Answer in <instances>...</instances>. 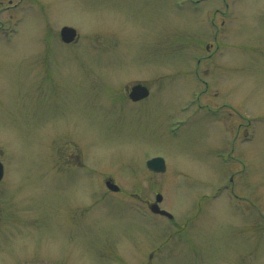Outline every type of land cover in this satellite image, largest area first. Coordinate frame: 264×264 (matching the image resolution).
<instances>
[{
	"label": "rangeland",
	"instance_id": "rangeland-1",
	"mask_svg": "<svg viewBox=\"0 0 264 264\" xmlns=\"http://www.w3.org/2000/svg\"><path fill=\"white\" fill-rule=\"evenodd\" d=\"M0 1V264H264V0Z\"/></svg>",
	"mask_w": 264,
	"mask_h": 264
},
{
	"label": "water",
	"instance_id": "water-1",
	"mask_svg": "<svg viewBox=\"0 0 264 264\" xmlns=\"http://www.w3.org/2000/svg\"><path fill=\"white\" fill-rule=\"evenodd\" d=\"M76 34H77V32H76V30L74 28L64 27L62 29V38L66 42L73 41L75 39V37H76ZM134 90L136 92V94H132V97L134 99H140V98H143V97H145V96H147L149 94L148 89L146 87H142L141 85L136 86L134 88ZM164 165H165V162H164V160L162 158H155V159H153V160H151L149 162L150 168L155 169L157 171H163L164 170ZM3 175H4V167H3L2 163L0 162V181L3 178ZM107 185L113 191H118L119 190V187L117 185L111 183V182H108ZM157 200L161 201L162 200V196L158 195ZM152 209L155 212H160L162 214H165V215H168V216L172 217V215L169 214L168 212L160 210V208H159V206L157 204L154 205L152 207Z\"/></svg>",
	"mask_w": 264,
	"mask_h": 264
},
{
	"label": "flooded vegetation",
	"instance_id": "flooded-vegetation-1",
	"mask_svg": "<svg viewBox=\"0 0 264 264\" xmlns=\"http://www.w3.org/2000/svg\"><path fill=\"white\" fill-rule=\"evenodd\" d=\"M22 1V0H21ZM8 5L6 8H11V7H17L18 6V2L16 4H13V2H15L14 0H8ZM219 3L216 4L217 7H215V15L213 14L211 16L210 14V17H209V20H210V26L212 27V34L214 35L215 38H218V34L220 32V28H222V26H225L226 25V21L222 19V22L221 24L219 25L218 22H216V14L220 13L222 16L223 15H226V12L222 10L223 8V5L222 4H225L224 6L228 9L229 8V2L227 0H219L218 1ZM4 3V1H0V4ZM228 31V30H227ZM224 38V37H223ZM226 38V37H225ZM212 46V45H211ZM209 46V48L211 47ZM248 126H244V124H241V126H238V129H237V132L235 134V137L236 139L238 138V134H240L241 132L243 133V137H246L248 135ZM245 127V128H244ZM243 130V131H242Z\"/></svg>",
	"mask_w": 264,
	"mask_h": 264
}]
</instances>
